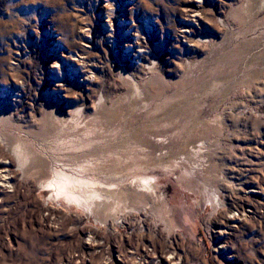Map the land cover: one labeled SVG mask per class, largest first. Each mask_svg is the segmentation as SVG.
Returning a JSON list of instances; mask_svg holds the SVG:
<instances>
[{
    "label": "rangeland",
    "instance_id": "obj_1",
    "mask_svg": "<svg viewBox=\"0 0 264 264\" xmlns=\"http://www.w3.org/2000/svg\"><path fill=\"white\" fill-rule=\"evenodd\" d=\"M105 3L148 43L136 63L118 38L128 78ZM84 25L90 82L70 56ZM0 137V264H264V0H0ZM77 167L103 185L91 210L46 187Z\"/></svg>",
    "mask_w": 264,
    "mask_h": 264
},
{
    "label": "bare ground",
    "instance_id": "obj_2",
    "mask_svg": "<svg viewBox=\"0 0 264 264\" xmlns=\"http://www.w3.org/2000/svg\"><path fill=\"white\" fill-rule=\"evenodd\" d=\"M108 2V1H107ZM192 2L193 5H196L197 7L200 6V0H188V3ZM110 5V4H109ZM120 8V9H119ZM193 9V7H191ZM125 7H119L115 9H110L106 5L101 6V12L104 14L105 20H103V32H102V41L106 43L109 46V52L111 55V59L116 56H113L115 54L116 47L118 46V38L120 36L125 37V41L121 44L124 48L129 49L130 51H133L131 54V59L135 61L136 63H140L143 59L146 58L145 50L147 48V41L146 38H144L143 33L139 32L138 26L135 23H128V20H126L125 15L126 11L124 10ZM189 20L187 22L194 23L196 22V18L198 15L192 13V16H188ZM140 27V26H139ZM192 31V28L188 27V25H185L182 27V30L180 29V38L182 39H188L189 33ZM81 40L83 43V48H81V52H73V54H69L72 58H75L78 61V66L80 68L81 74H85V77L83 78L85 82H90L91 74L93 72L95 65H90L89 61L87 60V56L84 54L87 52V48L92 45V36L89 29V25H84L81 28ZM80 37V36H79ZM64 57V56H62ZM68 58V57H67ZM113 64H117L118 67L116 68V72L121 75V77H126L125 72L123 71V68L120 66L119 63H117L116 59L113 60ZM116 65V66H117ZM52 68H56L52 66ZM59 84H61L63 81V74L62 72L59 73ZM128 78V77H126ZM127 80V79H126ZM135 86V85H134ZM136 90V89H135ZM80 115V109H75L73 114L70 115L68 120L73 121L75 118L79 117ZM0 140L4 141L0 137ZM14 155L16 156V159L20 166H23L28 161V154L24 148H21L20 146H17L14 148ZM7 165L4 163H0V186L2 187L4 183H6V170ZM86 171L84 167H77L76 169H72L69 171L66 170H60V171H53L51 175V180L46 184V187L50 188L51 191H53L54 196L56 198H61L63 201H65L68 204H74L75 206H79L83 208L84 210H91L92 206L94 204V200L96 199H104L105 195L101 192V188H103L102 183H100L98 180L95 179H88L81 176L82 172ZM115 173V175H117ZM153 180V183H152ZM121 179L119 178L118 183L116 184V189L120 191V188L122 187ZM157 181L154 177L144 176V175H138L136 176L130 183L129 189L131 191L141 190L144 195H148L149 197H154V195L157 193L155 188L157 187ZM134 187V190H133ZM251 193H255V190H249ZM143 195V196H144ZM158 202V201H157ZM218 202L215 201V198L213 199V205L214 203ZM144 203V202H143ZM147 204V203H146ZM212 204V203H211ZM159 205V204H157ZM168 212V211H167ZM244 217V215L242 216ZM228 220H230V223H237L240 221L238 217H235V215L228 217ZM223 234V232H221ZM220 236V235H219ZM219 251H225L227 247L220 246ZM219 254V253H218ZM229 258V257H225ZM146 259L151 262V260H154L152 264H179L177 263L176 258L174 255L169 254H146ZM179 260V259H178ZM149 263V262H148Z\"/></svg>",
    "mask_w": 264,
    "mask_h": 264
}]
</instances>
